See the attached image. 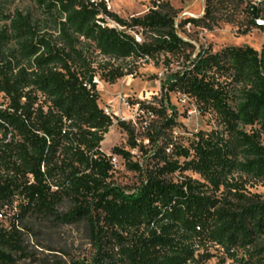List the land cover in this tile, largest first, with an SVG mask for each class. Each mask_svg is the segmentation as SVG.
<instances>
[{"label": "trees", "instance_id": "obj_1", "mask_svg": "<svg viewBox=\"0 0 264 264\" xmlns=\"http://www.w3.org/2000/svg\"><path fill=\"white\" fill-rule=\"evenodd\" d=\"M12 1L0 0V94L7 99L0 106V214L16 201L19 211L8 227L0 220V264H17L16 221L28 214L85 220L91 264H204L212 248L237 264H264V199L248 190L264 186V44L197 50L177 32L169 0H151L148 12L130 20L104 0ZM263 2L205 0L203 15L180 25L264 31L251 13L256 5L264 19ZM135 28L142 42L130 33ZM161 56L179 67L163 88L194 99L214 127L188 146L176 144L164 95L140 103L139 116L151 117L144 128L151 166L142 169L114 147L143 175L135 190L120 187L101 150L113 118L98 103L94 79L113 83L137 62ZM119 125L131 148H144L129 123ZM175 173L182 179L169 177ZM65 198L73 206L60 213Z\"/></svg>", "mask_w": 264, "mask_h": 264}, {"label": "rangeland", "instance_id": "obj_2", "mask_svg": "<svg viewBox=\"0 0 264 264\" xmlns=\"http://www.w3.org/2000/svg\"><path fill=\"white\" fill-rule=\"evenodd\" d=\"M107 9L123 19L144 15L152 7L151 0H109ZM176 13L175 25L177 32L193 42L196 49H212L217 51L230 45H249L258 50L264 44V31L252 28L248 33H240L235 24L220 22L212 29L195 26L188 23L181 26L184 19L201 17L204 13L205 0H169ZM25 6L19 0L12 1V7ZM264 7V2L262 4ZM239 19L243 18L240 14ZM118 28H121L118 26ZM141 29L130 31L135 37L143 38ZM101 59V57H99ZM176 60L167 65L163 56L159 60H141L136 63L133 74L125 75L113 83L95 77L99 93V105L113 118V124L104 135L101 150L108 156L117 157L113 165L111 181L120 187L135 190L141 184L143 175L129 169L127 160L118 154L112 153L114 147H121L129 151L131 160L137 162L142 169L151 166L152 153L148 140L144 137L146 123L151 117L143 114L139 109L140 103L150 102L154 97L164 95L169 104V113L174 115L175 126L172 130V140L176 144L188 146L194 135L201 131H209L214 127L212 114L202 115L194 99L176 92H167L163 88L168 76L178 70ZM7 99L0 94V106L5 107ZM129 123L136 132L140 146L131 148L128 144V134L121 128L119 122ZM183 161V159H180ZM187 175H193L186 172ZM198 178V175H193ZM174 181L182 179L180 173L169 176ZM249 192L258 194L264 199V186L254 184L248 186ZM18 201L11 206L2 208L1 222L8 227L19 211ZM73 206L70 199L65 198L59 205L60 213L68 212ZM20 237V249L11 251L17 264H91L95 248L91 242L90 230L85 220L76 222H61L51 217L28 214L16 221ZM213 257L204 264H237L228 258L219 248L210 250Z\"/></svg>", "mask_w": 264, "mask_h": 264}, {"label": "water", "instance_id": "obj_3", "mask_svg": "<svg viewBox=\"0 0 264 264\" xmlns=\"http://www.w3.org/2000/svg\"><path fill=\"white\" fill-rule=\"evenodd\" d=\"M257 6L253 5L251 13L256 24L264 26V19L258 15L256 11Z\"/></svg>", "mask_w": 264, "mask_h": 264}, {"label": "built area", "instance_id": "obj_4", "mask_svg": "<svg viewBox=\"0 0 264 264\" xmlns=\"http://www.w3.org/2000/svg\"><path fill=\"white\" fill-rule=\"evenodd\" d=\"M107 2H109V0H106ZM114 25V24H113ZM136 40L138 41V42H142V39L141 38H139V37H136ZM111 163L114 165V164H116L117 163V157H115V156H111ZM0 217H2V214H0Z\"/></svg>", "mask_w": 264, "mask_h": 264}]
</instances>
